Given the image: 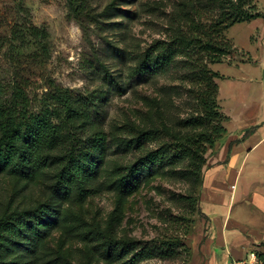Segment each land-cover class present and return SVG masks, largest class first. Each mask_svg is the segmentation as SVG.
<instances>
[{
    "label": "rangeland",
    "instance_id": "obj_1",
    "mask_svg": "<svg viewBox=\"0 0 264 264\" xmlns=\"http://www.w3.org/2000/svg\"><path fill=\"white\" fill-rule=\"evenodd\" d=\"M210 2L78 0L71 4L69 0H0V77L6 86L25 87L34 110L50 107L62 116L59 94L77 102L87 101L95 125L92 130L103 129L110 135L107 169L137 157L134 151L115 143V133L129 137L127 134L142 127L157 125L159 139L151 142L150 148L165 143L174 149L178 138L191 131L190 122L200 111L188 80L183 78L186 61L179 55L165 73L146 77L134 74V68L145 50L157 41L176 44L178 36L190 35L195 10L211 9ZM255 3L264 12V0ZM184 13L188 15L182 22ZM263 30L264 17L231 26L226 36L236 51L223 62L210 64L223 76L218 79V101L230 118L224 125L236 135L244 128L246 134H252L248 136L250 144L234 148L232 144L239 140L231 142L225 161L217 159L223 169L211 176V184L206 187V172L227 135L208 150L201 187L184 177L187 163L183 162L157 170L138 192L126 196L117 236L124 244L135 242L125 245V250H146L138 264H189L193 239L206 231L215 236L225 217L230 219V226L237 223L229 227L234 232L229 230L227 236L234 241L230 234L236 233L247 255L264 252V139L252 148L264 136V121L257 118L264 114ZM10 42H14L12 48ZM246 105L253 110L245 112ZM232 184L236 185L234 195ZM16 188L14 180H0V214L13 198L23 205L28 202L30 189L17 195ZM38 191L34 188L33 195ZM117 198L115 189L104 185L87 201L85 221L104 226ZM204 212L211 213L210 218ZM52 232L48 242L56 246L61 230ZM85 246L76 238L65 243L75 258L86 260L88 249L96 245L91 242L88 248ZM128 258L116 259L114 264H125Z\"/></svg>",
    "mask_w": 264,
    "mask_h": 264
},
{
    "label": "trees",
    "instance_id": "obj_2",
    "mask_svg": "<svg viewBox=\"0 0 264 264\" xmlns=\"http://www.w3.org/2000/svg\"><path fill=\"white\" fill-rule=\"evenodd\" d=\"M76 1L69 0L71 4ZM210 3L211 9L195 10L190 35L178 36L176 44L157 41L145 50L134 68V74L146 77L165 73L179 55L186 61L183 78L188 80L200 111L190 122L191 131L178 138L174 149L165 143L150 148L149 144L159 139L157 125L138 131L130 127L135 132L127 134L129 137L113 135L118 146L134 151L137 157L133 162H119L107 169L110 135L103 129L92 130L95 125L87 101L77 102L59 94L62 116L50 107L34 110L25 87L11 88L0 77V180H14L17 195L27 188L31 193L25 205L13 198L0 214V264H114L127 255L125 264L143 260L144 248L125 250V245L135 242L129 240L124 244L117 236L125 198L138 192L157 170L183 162L187 163L184 177L194 180L196 186L203 185L206 154L228 133L224 122L230 119L218 101V79L223 76L210 64L223 62L236 51L226 36L231 26L264 17L255 0ZM215 8L218 10L213 14ZM187 15H181L180 20L183 22ZM13 44L9 43L11 48ZM104 185L117 192L115 209L104 226L89 224L85 221L86 203ZM36 187L39 191L34 196L32 191ZM58 229L59 240L53 246L48 241L52 231ZM73 238L83 242L85 249L94 242L95 251L88 249L86 260L82 256L75 258L65 248L68 239ZM258 255L264 261V252Z\"/></svg>",
    "mask_w": 264,
    "mask_h": 264
},
{
    "label": "crops",
    "instance_id": "obj_3",
    "mask_svg": "<svg viewBox=\"0 0 264 264\" xmlns=\"http://www.w3.org/2000/svg\"><path fill=\"white\" fill-rule=\"evenodd\" d=\"M259 19L260 18H256L249 22L254 23ZM257 29H260V27H257ZM260 40L264 42V30L260 32ZM250 58L252 61H254L253 54H250ZM242 62L243 64H245L246 60ZM238 67L240 66L238 65ZM246 107L247 110L245 112H251L253 110V107L250 105H246ZM257 118H261L262 121H264V114L261 113L258 114ZM240 130L241 133L239 135L230 134V131H228V133L226 134L227 137L225 138V141L221 143L222 146H219V150L214 156V160L211 162V164L209 165V169L206 172L204 187H206L209 183L211 184L212 179L210 178L213 174L223 169V164L217 161V159L219 158L225 161L224 158L226 157L228 146L230 145L231 142L233 143L239 140V143L232 144V147L234 148H242L250 144L249 143L250 139L248 136H251L252 134L251 135L246 134L244 132V128ZM263 139L264 136L255 143H253L252 148L256 147ZM235 189H236V185L232 184L231 190L233 195ZM204 214L208 218H210L211 213L204 212ZM235 226H237L236 222L234 223V225L232 224V226H230V219L228 220L227 217H225V220L222 224V228L220 229L221 231L220 230L216 231V234H214L215 236H213V232L210 233V231H206L205 233L201 234L200 237L194 238L191 245V258L189 264H219V263L224 264L228 259L231 258L237 259V258L246 257L248 254V250H245L244 245H240L242 243L241 238L238 239L239 236L236 233L230 234L233 237L231 238L234 241L230 239L229 235L227 236L229 230L233 231L232 229H229V227H235ZM252 250L251 252L256 251V250L254 251V249Z\"/></svg>",
    "mask_w": 264,
    "mask_h": 264
},
{
    "label": "built area",
    "instance_id": "obj_4",
    "mask_svg": "<svg viewBox=\"0 0 264 264\" xmlns=\"http://www.w3.org/2000/svg\"><path fill=\"white\" fill-rule=\"evenodd\" d=\"M224 264H264V261L259 257L257 253H250L243 258H231Z\"/></svg>",
    "mask_w": 264,
    "mask_h": 264
}]
</instances>
